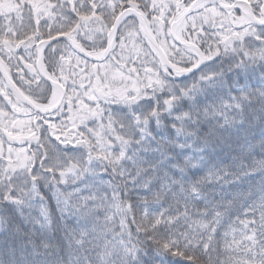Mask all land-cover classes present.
<instances>
[{
	"label": "snow or ice",
	"instance_id": "snow-or-ice-1",
	"mask_svg": "<svg viewBox=\"0 0 264 264\" xmlns=\"http://www.w3.org/2000/svg\"><path fill=\"white\" fill-rule=\"evenodd\" d=\"M253 121L264 152V0H0L13 255L52 249L47 189L82 264H264V163L221 157Z\"/></svg>",
	"mask_w": 264,
	"mask_h": 264
},
{
	"label": "trees",
	"instance_id": "trees-1",
	"mask_svg": "<svg viewBox=\"0 0 264 264\" xmlns=\"http://www.w3.org/2000/svg\"><path fill=\"white\" fill-rule=\"evenodd\" d=\"M54 2V0H53ZM260 126L255 121L247 129V131H241L238 134H234L230 140V148L223 149L221 152V157L224 163L228 164H251L253 162L260 164L264 163L261 161V156L264 155L262 152L260 144ZM233 157H237L234 161ZM245 190H251L253 197L259 195L262 187H264V178L259 175L249 178L243 186ZM44 194L48 198V203L51 206L53 214L56 216V220L47 233V237L51 245L53 246L47 253V255H41L37 258L32 254H24L17 252L13 255L12 252V241L11 239L7 240V249H4L5 238L0 235V261H5L6 264H16L17 260H23V264H82L84 257H91V252H85L80 250L77 252L73 249L67 241L65 235L64 223H67L70 226H75L76 220L73 217H69L66 222H62L59 219L58 214L56 213L55 200L51 192L47 189H42ZM237 186H233L231 191H236ZM229 189H225V192H228ZM219 198V197H217ZM17 224H20L23 230H27L28 225L24 224L20 218H17L15 221ZM223 247V245H221ZM77 257L80 260H77Z\"/></svg>",
	"mask_w": 264,
	"mask_h": 264
},
{
	"label": "clouds",
	"instance_id": "clouds-1",
	"mask_svg": "<svg viewBox=\"0 0 264 264\" xmlns=\"http://www.w3.org/2000/svg\"><path fill=\"white\" fill-rule=\"evenodd\" d=\"M260 137H261V129H260ZM260 137H259V138H260Z\"/></svg>",
	"mask_w": 264,
	"mask_h": 264
}]
</instances>
